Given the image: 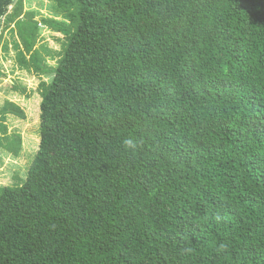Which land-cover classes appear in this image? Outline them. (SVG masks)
Wrapping results in <instances>:
<instances>
[{"label":"trees","instance_id":"1","mask_svg":"<svg viewBox=\"0 0 264 264\" xmlns=\"http://www.w3.org/2000/svg\"><path fill=\"white\" fill-rule=\"evenodd\" d=\"M53 1L0 0V43L51 77L27 177L0 185V264H264V0Z\"/></svg>","mask_w":264,"mask_h":264},{"label":"rangeland","instance_id":"2","mask_svg":"<svg viewBox=\"0 0 264 264\" xmlns=\"http://www.w3.org/2000/svg\"><path fill=\"white\" fill-rule=\"evenodd\" d=\"M55 6L53 0H24V12H35V19L39 21L44 17L62 19L61 16H57ZM40 26L42 39L38 46L44 43L53 52L60 51L62 41L57 38L63 39V34L53 31L44 23ZM14 40L20 41L17 31L6 29L0 43V106L9 100L17 103L26 112L25 119L19 115H8L6 124L10 138L0 143V185L13 184L12 186H16L17 180L19 182L18 177H27L28 168L40 147L39 116L42 101L40 83L42 79L49 81L51 79L49 76H40L20 67L13 45ZM6 44L8 47L5 49ZM58 58L59 56L52 58V55H47L46 61L50 65H56ZM12 139L21 140L18 153L7 147Z\"/></svg>","mask_w":264,"mask_h":264},{"label":"clouds","instance_id":"3","mask_svg":"<svg viewBox=\"0 0 264 264\" xmlns=\"http://www.w3.org/2000/svg\"><path fill=\"white\" fill-rule=\"evenodd\" d=\"M125 145L135 147L133 141L131 139H126L124 141Z\"/></svg>","mask_w":264,"mask_h":264}]
</instances>
